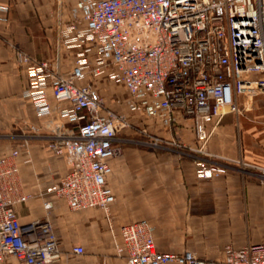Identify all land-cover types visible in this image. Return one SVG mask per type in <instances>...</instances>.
<instances>
[{
	"label": "built area",
	"instance_id": "1",
	"mask_svg": "<svg viewBox=\"0 0 264 264\" xmlns=\"http://www.w3.org/2000/svg\"><path fill=\"white\" fill-rule=\"evenodd\" d=\"M9 3L0 0V20ZM64 43L75 48L73 68L63 73L49 60L17 52L27 71L23 95L36 114H52L50 133L42 125L29 126L21 145L0 154V261L15 257L18 264H51L59 252L56 228L47 215L22 223L16 206L26 204L18 162L21 150L30 153L32 137H46L47 146L65 158L69 170L39 196L63 198L72 211L100 208L110 213L116 196L108 185L110 159L123 153L122 141L131 131L157 144L161 138L127 113L109 106L100 90L84 79L104 76L129 94L128 110L175 128L179 118L192 119L197 175L212 179L231 168L252 167L264 182V162L220 157L208 149L215 125L227 112L241 114L247 97L264 95V0H77L61 29ZM48 89L65 106L53 107ZM64 122L73 124L67 128ZM139 127V128H138ZM52 130V131H51ZM172 144L181 154L185 146ZM49 211L50 201L44 202ZM117 252L128 264H264V241L241 247L228 244L221 259L203 260L191 250L157 249L147 219L120 228ZM84 253L82 245L73 247Z\"/></svg>",
	"mask_w": 264,
	"mask_h": 264
},
{
	"label": "crops",
	"instance_id": "2",
	"mask_svg": "<svg viewBox=\"0 0 264 264\" xmlns=\"http://www.w3.org/2000/svg\"><path fill=\"white\" fill-rule=\"evenodd\" d=\"M5 1L9 11L6 20H0V154H8L12 147L21 145L23 136L31 133L32 124L42 125L46 136L50 133L48 122L56 118L55 114L39 117L31 100L23 95L28 78L17 52L47 59L57 70L67 73L74 66L77 50L69 48L61 35L77 0ZM82 83L97 87L107 97L109 106L128 111L127 99L115 97L104 76L87 77ZM48 94L53 107L67 104H59L52 89H48ZM144 119L139 125L161 140L154 144L131 131L130 140L121 142L123 153L110 159L108 185L116 196L110 213L100 208L72 211L63 198L39 196L41 190L60 181L69 166L65 158L49 149L46 137H32L30 153L21 150V177L31 198L16 209L22 223L47 215L54 223L59 252L51 264H128L116 249V243L121 241L120 228L140 219H147L152 225L158 250H191L203 260L223 258L228 244L241 247L264 241V182L256 171L235 166L226 175L200 178L196 152L189 148L197 146L192 119L181 117L178 125L170 129L157 119ZM64 125L68 129L74 127L68 122ZM173 139L185 146L186 154L174 148ZM208 149L215 156L262 164L264 95L248 96L247 108L239 115L225 113L214 127ZM45 201L51 202L49 211L44 207ZM76 245H82L85 252H74ZM0 264L18 261L11 256Z\"/></svg>",
	"mask_w": 264,
	"mask_h": 264
},
{
	"label": "rangeland",
	"instance_id": "3",
	"mask_svg": "<svg viewBox=\"0 0 264 264\" xmlns=\"http://www.w3.org/2000/svg\"><path fill=\"white\" fill-rule=\"evenodd\" d=\"M107 87H110V89H111V91H112V94L114 93V96L115 97H123V98H125V99H127L126 100V105H127V101H128V98H129V94H128V92L123 88V86H114V85H112L111 83H108V85H107ZM107 92V91H106ZM103 95V94H102ZM108 95H110L109 93H108ZM104 96V95H103ZM114 96H113V98H114ZM104 98H105V100H106V102L108 103V100H107V97L106 96H104ZM122 98V99H123ZM124 100V99H123ZM125 113H127V115L131 118V119H133L135 122H137L138 123V121L140 120V119H142V117H143V119H144V116H142V115H140V114H132L129 110L127 111V112H125ZM144 122H145V120H144ZM146 138H148V137H146ZM54 224V223H53Z\"/></svg>",
	"mask_w": 264,
	"mask_h": 264
}]
</instances>
